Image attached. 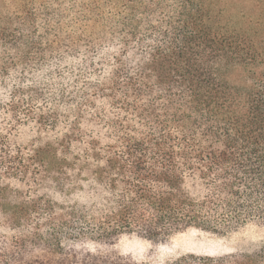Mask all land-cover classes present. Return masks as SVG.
Here are the masks:
<instances>
[{"label":"trees","instance_id":"trees-1","mask_svg":"<svg viewBox=\"0 0 264 264\" xmlns=\"http://www.w3.org/2000/svg\"><path fill=\"white\" fill-rule=\"evenodd\" d=\"M189 229L264 264V0H0V264Z\"/></svg>","mask_w":264,"mask_h":264},{"label":"rangeland","instance_id":"rangeland-1","mask_svg":"<svg viewBox=\"0 0 264 264\" xmlns=\"http://www.w3.org/2000/svg\"><path fill=\"white\" fill-rule=\"evenodd\" d=\"M253 232L223 235L189 229L165 242H152L137 236H125L114 252L137 262L159 264L186 256L219 257L235 253L244 242L253 241Z\"/></svg>","mask_w":264,"mask_h":264}]
</instances>
